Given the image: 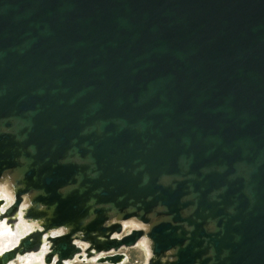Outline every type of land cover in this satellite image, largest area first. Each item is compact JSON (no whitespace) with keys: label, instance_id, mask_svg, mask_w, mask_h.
I'll return each mask as SVG.
<instances>
[{"label":"water","instance_id":"obj_1","mask_svg":"<svg viewBox=\"0 0 264 264\" xmlns=\"http://www.w3.org/2000/svg\"><path fill=\"white\" fill-rule=\"evenodd\" d=\"M4 178L0 264H264V0H0Z\"/></svg>","mask_w":264,"mask_h":264},{"label":"bare ground","instance_id":"obj_2","mask_svg":"<svg viewBox=\"0 0 264 264\" xmlns=\"http://www.w3.org/2000/svg\"><path fill=\"white\" fill-rule=\"evenodd\" d=\"M3 199L5 202V206L0 209V213L4 211L9 205L13 204V187L10 186L7 179H2L0 182V200ZM28 201L26 199H22V203L18 208V222L13 228V232H11L6 226L5 221L3 220L0 222V254L3 253L4 250L13 248L17 245L19 239L22 236H25L27 233L32 231V228L35 226L34 223L27 224L25 221L22 220V215L25 213V210L28 205ZM121 227H123V230L128 229V232L134 228H139L140 225L133 219L130 221L122 222ZM119 238V236H117ZM42 246L40 248V252L38 254H32L27 257H21L22 260H20L21 264H48L45 262V259L43 258L48 251L49 246L45 244V239L43 238L41 243ZM47 246V247H46ZM77 246L80 247V254H83L85 251L86 246L81 245V243H77ZM137 246L142 248L143 254L145 255V258H149V251H148V245L147 241H145L144 238L140 239ZM36 247V246H35ZM34 247V248H35ZM98 255H94L91 257L88 262H95ZM19 257V259H21ZM56 259L53 258V261L51 264H54ZM128 260V257H127ZM71 261V262H70ZM67 263L73 264L78 262V259L76 256L74 257V261L70 260ZM12 264V263H10Z\"/></svg>","mask_w":264,"mask_h":264},{"label":"rangeland","instance_id":"obj_3","mask_svg":"<svg viewBox=\"0 0 264 264\" xmlns=\"http://www.w3.org/2000/svg\"><path fill=\"white\" fill-rule=\"evenodd\" d=\"M128 229L123 230V234L127 233ZM124 254L128 257V260L126 259L122 264H144L145 262V255L143 254L142 248L139 246H134V248H121L118 252H105L98 254L97 258H105L107 255H114V254ZM13 264H21V262L14 260ZM73 264H104V263H96V262H86L82 263L80 261H76V263Z\"/></svg>","mask_w":264,"mask_h":264}]
</instances>
